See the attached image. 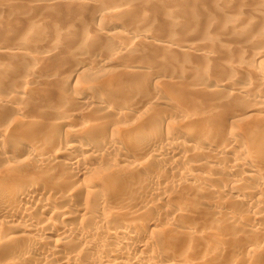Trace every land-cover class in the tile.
Returning a JSON list of instances; mask_svg holds the SVG:
<instances>
[{"label":"bare ground","instance_id":"obj_1","mask_svg":"<svg viewBox=\"0 0 264 264\" xmlns=\"http://www.w3.org/2000/svg\"><path fill=\"white\" fill-rule=\"evenodd\" d=\"M0 264H264V0H0Z\"/></svg>","mask_w":264,"mask_h":264},{"label":"rangeland","instance_id":"obj_2","mask_svg":"<svg viewBox=\"0 0 264 264\" xmlns=\"http://www.w3.org/2000/svg\"><path fill=\"white\" fill-rule=\"evenodd\" d=\"M97 54H98L97 51H93V52H91V54H89V59L92 58V57L97 56ZM101 56H104V55H101ZM72 61H74V60H72ZM72 61H71V62H72ZM98 65L100 66V64H97V66H98ZM95 66H96V65H95ZM97 66H96V67H97ZM96 67H95V68H96ZM95 68H94V70H95ZM106 68H108V67H105V66L101 65L100 67L96 68V70H99V69H100V70H105ZM64 70H70V68H66V69H64ZM100 70H99V71H100ZM138 121H139V119H138V118H134V116H132L131 119L129 118V119L125 120V122H130L131 124L137 123Z\"/></svg>","mask_w":264,"mask_h":264}]
</instances>
